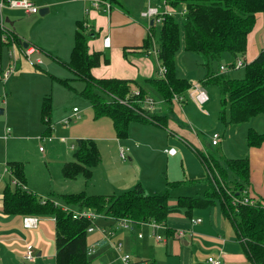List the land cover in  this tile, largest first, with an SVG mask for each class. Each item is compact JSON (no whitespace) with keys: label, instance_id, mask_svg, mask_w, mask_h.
Instances as JSON below:
<instances>
[{"label":"trees","instance_id":"trees-1","mask_svg":"<svg viewBox=\"0 0 264 264\" xmlns=\"http://www.w3.org/2000/svg\"><path fill=\"white\" fill-rule=\"evenodd\" d=\"M165 1L173 11L179 7H186L187 12L181 17L176 14L164 15L159 36V60L166 68L165 77L157 76L145 82L155 89L167 107H171L176 96L182 97L193 89L192 83L179 73L176 62L178 53L184 49L199 56L207 69L225 53L233 55L236 62L246 53L247 39L255 26L256 15L264 12V0ZM109 3L111 7L126 9L120 0H109ZM5 34H9L8 37L13 39L15 45L23 47L13 29L3 30L0 26V41ZM154 34L152 26L144 44L148 52L153 48ZM96 36L98 33L87 25L86 21H77L74 47L70 60L66 63L76 75V79L84 82L85 86L80 95L91 104L94 118H110L118 139L129 137V128L134 122L165 127L167 115L149 111L145 105V100L151 97L146 90L140 87L136 92L129 80L100 79L92 74L93 68L100 66L102 62L106 64L110 62L106 54L90 53L89 42ZM11 45L12 42L3 44L0 49V74L3 70L2 48ZM234 63L229 66L233 67ZM71 81L72 79L61 80L68 87L71 86ZM200 84L203 87L213 86L219 90L221 114L227 124L250 122L256 116L264 114V50L253 62L246 65L242 78H231L227 72L221 71L217 74H207L206 78L200 80ZM52 111V99L48 95L41 106V120L47 126L44 135L51 131ZM227 111L228 120L225 117ZM246 141L248 147H260L264 143V133L249 128ZM210 159L213 163L210 164L207 160L204 163L209 181L207 195L180 196L175 206L170 205L167 193L148 194L140 183L119 195H88L80 192L65 195L63 199L67 204L78 206L80 211L94 209L98 213L108 215L107 221L110 222L128 218L135 226L153 221L165 224L169 215L175 211H184L192 220L193 210L210 208L218 202L223 217L232 224L237 238L243 241V250L249 262L264 264V201L257 200L253 205L234 203V196L242 197L250 185L249 158H226L223 160L224 163L212 156ZM101 160V153L94 141L78 140L75 160L65 165L63 174L70 179L81 173L90 178L92 168ZM6 168L10 170L11 179L17 183L14 184L10 180L5 187L3 195L5 214L55 219L56 264H88L91 247L87 235L93 223L88 219L73 218L72 211H66L49 197L44 199L28 190L22 162L10 161ZM166 233L172 237L176 230L168 227ZM97 243L103 244L107 241L102 238Z\"/></svg>","mask_w":264,"mask_h":264},{"label":"rangeland","instance_id":"rangeland-1","mask_svg":"<svg viewBox=\"0 0 264 264\" xmlns=\"http://www.w3.org/2000/svg\"><path fill=\"white\" fill-rule=\"evenodd\" d=\"M134 1L138 2L141 8L140 11L147 9V0ZM80 3L83 4V0H80ZM38 5L36 3L39 10L44 8ZM152 5L158 7L155 1L152 2ZM73 8L70 4H56L45 15H41L38 12L36 17L32 19L33 21H26V24L33 32L34 30L38 31V42H41L40 44L48 45L52 42L50 39L55 35V38L60 37L63 41L68 39L70 46H73L76 29L75 21L77 20V17H72L71 15ZM160 11H164V6L160 7ZM183 11L184 8L179 7L175 11V14L181 17ZM10 12H12V15ZM3 13L5 19L11 18V16L15 17L16 15L18 16L16 20H24L25 18L23 17V10L14 12L5 8ZM84 15L86 16L85 12L82 13L80 19ZM12 20L13 18L10 19V21ZM162 24L156 23L153 26L155 32L154 39L158 47ZM6 26L13 29L8 21H6ZM46 31L48 32L46 33ZM11 48V46H5L2 49L3 69L9 63L8 52ZM12 49L16 52L17 67L4 84L0 81V91L4 88L7 100L5 113L0 116V134L4 132L6 122L9 126L13 127L14 132L9 136L8 141L4 142L0 140V143L10 149L12 154H18L21 151L25 152V175L31 178L32 181H35V188L37 190L33 191L36 195L44 199L49 197L56 204L69 210L75 211L79 208L76 205L67 204L63 199L65 195L80 192H85L88 195H119L131 190L138 183L143 184L147 189H153V191H148L149 194L162 195L167 193L170 204L176 203L180 196L204 197L209 190L208 173L204 164L205 160L210 164L213 163L212 159H210V156H212L221 163H224V159L234 156L231 154L228 144H235L237 148L239 144L246 140L249 127L257 123L255 122L257 120L254 119L252 121L253 124L247 127L246 123L227 124L221 114V94L219 92L214 95L215 100L211 104L212 109L210 110L213 116L207 122L209 125L208 130H203L204 147L197 148L194 145L192 146L181 136L168 131V128H160V138L157 144L154 145L155 147H151L152 149L139 147V150H148L151 161L150 165H152V168L149 171H145L142 168L143 163L137 162L133 157L134 148L132 144H123L122 148L130 149L127 157L133 158V163L128 158L125 161L121 159L119 148L118 152L114 150L115 153L113 151L110 152L108 147L99 148L98 141L104 140L102 136L110 140L115 139L113 122L110 118H105V120L103 118L107 126L104 125L97 131L94 121L98 120L94 119L90 103L80 95L84 83L71 81V86L68 87L61 82V80L70 79L74 75V72L66 65L67 61L65 59H54L37 48L39 52L33 56V59L37 55H40L44 59V64L37 67L29 64L27 57L18 45H13ZM61 49L66 50V46L64 45ZM48 51L52 50L48 49ZM230 76L232 75L230 74ZM235 76L242 78L243 71H238ZM43 94H48L52 99V123L59 122L63 117H71L74 107H77L81 111V118L79 120L72 118L69 129L62 131L60 135L66 137L75 136V139L80 140H92L97 144L103 160L100 163L107 164L99 172H95V169H97L96 167H100V163L93 167L90 178L81 173L75 178L70 179L66 178L63 174L65 165H63L62 161L64 158L75 160V150L71 149V145L74 142L66 141L67 143H59L57 139L49 140L48 137H45L43 141L37 140L43 128L40 121V104L44 96ZM225 117L227 120L229 119V111L226 112ZM258 119H264V114L258 115ZM149 127L153 129L155 126L151 125ZM138 129L143 128L141 125L133 123L129 128V137H132L131 131L135 132ZM215 133L221 136L218 140L219 145L217 146L212 145V136ZM55 134L59 136L56 132ZM133 136L134 138L132 139H136V136ZM140 138H143V136ZM100 144H103V142H100ZM135 144L133 145L135 146ZM194 147L197 151H200V155H203L202 157L195 151ZM170 149L176 151V154L172 157L164 153L165 150L168 151ZM221 153L224 155V159H222ZM4 167L5 163H0L1 172L4 170ZM107 171H109V174L115 175V178L108 180L104 189H100L104 193L94 194L93 192L96 191L94 186H101L102 178ZM129 182L130 184L131 182L133 183L127 187ZM117 186H122L124 190L118 192ZM154 191L156 193H153ZM193 211H196L195 213L202 211L201 216L206 220V224L210 221L212 222V220L216 223L226 221L221 213L218 202L210 208L195 209ZM103 221L107 220L101 219L97 222L99 225H102ZM167 222L175 229L179 228L176 217L168 218ZM186 222H189V218ZM110 224H104L106 226L102 225L106 230L114 231V235L107 243H97L103 238L100 231L94 230L93 232H88L87 241L89 247L95 245V252L88 255V264H124L121 257L125 254L131 256V264H195L198 259L194 252L204 250L203 241L197 244L192 243L190 247L183 245L181 255L176 256L171 247V242L165 248L163 247L165 244L157 242L153 236V238L149 237L152 229L147 224L141 226L134 225L133 230L119 227L117 222H111ZM139 234H142L144 238L139 239ZM157 235L161 236L162 239H166L163 230H158ZM120 244L124 246L121 252L116 249ZM47 264L50 263L48 262ZM51 264H54V261ZM201 264H208L207 260L202 261Z\"/></svg>","mask_w":264,"mask_h":264},{"label":"crops","instance_id":"crops-1","mask_svg":"<svg viewBox=\"0 0 264 264\" xmlns=\"http://www.w3.org/2000/svg\"><path fill=\"white\" fill-rule=\"evenodd\" d=\"M36 6L38 3L40 6L44 8H48L49 11L54 5H65L70 4L74 8L71 10L72 17H77L75 21V25L77 21H86L87 25L93 27L98 36L91 39L89 42L90 53L99 52L102 54H106L110 62L106 64L102 62L100 66L92 69V74L96 78L100 79H108V78H118L123 80L131 81L132 89H139L140 87L147 91L148 96L154 97L157 103L153 106H147L149 111H153L155 113H159L161 115H167V124L165 127H160L153 124H143L137 123L142 126L143 129H138V131H131V138L128 139H118L114 129L115 139L110 140L105 136L104 140H99V148L108 147L109 151H113L115 153L118 152L119 155L120 149L124 145L132 144L134 148L133 157L137 162L143 163L142 168L145 171H149L152 168L150 165L151 161L148 155L147 149H152L151 147H155L157 141L160 138V128H168V131H172L178 136H181L190 145H194L197 148L204 147L203 140V130H208V120L212 118L213 114L210 109H212L211 104L214 102V95L219 93V90L216 87L209 86L203 87L200 84V80L206 78L209 73H221V66L230 67L232 63L235 62V57L229 53H225L222 55L219 61H216L211 64L210 68L207 69L203 65L201 58L193 53L186 52L182 49L177 57L176 62L179 69V73L182 77L188 79L192 85L193 89L188 93L182 96V100H173L171 107H167L166 103L163 99L157 94L155 89L146 83L145 81L150 78H156L159 76V68L161 63L157 60L153 55H150L146 48H144L145 40L149 33V22L148 20L140 19L141 13L145 10L140 11V6L138 2L134 0H120L125 5L126 9H121L118 7H112L109 12H106L105 9L96 10L92 7L91 3L83 0V4L80 3V0H28ZM39 1V2H38ZM109 1V0H108ZM157 2L158 6H161L164 0H147V8L152 6V2ZM38 5V6H39ZM37 7V6H36ZM184 10L187 9L183 7ZM9 11H20L21 9H10ZM48 11V12H49ZM23 19L16 20L17 15L12 17L13 20L10 21V17L6 18L8 22H10L14 32L21 42V46H23V42L29 43L36 48H38L41 52L45 53L49 57H52L57 60L65 59L69 62L72 50L74 47L70 46L69 40L60 39V37L55 38V35L50 39L52 42L47 44H40L38 42V34L37 30L32 31V29L26 24V21L32 22L33 18L36 17V14H28L24 11ZM86 14L82 19H80L82 13ZM12 15V12H10ZM76 31V29H75ZM48 31H46L47 33ZM75 37V33H74ZM106 37L111 38V46L105 47L104 39ZM66 46V50H62L63 46ZM48 49L52 51H48ZM264 50V12L257 13L256 22L253 30L248 36L247 39V50L246 53L241 57L246 64L253 62L260 54V52ZM62 51V52H61ZM3 57V50H2ZM36 58H39L41 63L36 65L40 67L44 64V59L40 55H37ZM245 68V67H244ZM244 68H228L227 74H230L231 78H240L235 76L236 73L240 70L243 71L244 76ZM72 81H79L76 79V75L74 74L70 77ZM84 83V82H83ZM201 87L206 91L209 95V101L203 105V109L198 106L196 101L194 100L196 86ZM85 86V84H84ZM84 88V87H83ZM194 93V94H193ZM42 102L48 94H43ZM40 104V121L43 125L40 136L37 137V140L43 141L40 137H48L49 140L57 139L59 143H65L66 141L74 142L71 145V149L76 151L77 142L80 139H75V136L66 137L61 136L60 133L62 131H66L69 129L70 123L65 125L64 119L67 117H63L59 122L52 123V116L50 118V133L44 135L47 126H45L41 120V106ZM89 102V101H88ZM221 105V99H220ZM91 106V104H90ZM77 108L74 107L73 110ZM92 108V106H91ZM147 109V110H148ZM208 109V110H207ZM221 109V108H220ZM93 110V108H92ZM53 113V112H52ZM77 119L81 118V111L78 109ZM94 113V112H93ZM74 114L72 111L71 115ZM105 118L108 117H104ZM95 119V118H94ZM257 120L255 122L256 125H252L249 128L256 130L259 133H264V119H258V116L253 118L250 122L246 123V127L253 124V120ZM98 121H94L96 123L97 131L100 130L104 125L107 126L106 121L103 118L96 119ZM113 122V121H112ZM136 123V122H134ZM133 124V123H132ZM131 124V125H132ZM155 126L153 129H150L149 126ZM6 127H11L12 131L8 135L7 138L4 137ZM114 128V126H113ZM148 128V129H146ZM245 128L243 129L244 133ZM14 132L12 126H9L7 122L4 125V132L0 134V140L6 142L8 141L9 136ZM55 132L59 135L56 136ZM76 133V132H73ZM53 137H52V136ZM135 135L136 139L134 138ZM143 136V138H140ZM213 137V136H212ZM11 138V137H10ZM103 142V144H100ZM67 143V142H66ZM134 143L135 146L133 145ZM4 144V143H3ZM213 145V144H212ZM219 145V143L217 144ZM216 145V146H217ZM230 147V152L232 155L231 158H244L248 157L250 161V185L248 186L249 194L256 200L264 201V143L260 147H248L247 141H243L241 144L235 147V144H228ZM147 148L145 150H139V147ZM74 147V148H73ZM194 147V148H195ZM115 150V151H114ZM167 150V149H166ZM164 151L168 156H173L168 154L167 151ZM74 151V153H75ZM154 151V150H151ZM195 151H197L195 148ZM130 152V149L128 153ZM222 154V153H221ZM25 152L21 151L18 154H12L10 149L0 143V163H5L4 170L6 168V164L10 161L22 162L25 163L24 158ZM121 157V155H120ZM222 159H224V155L222 154ZM102 158V157H101ZM122 159V158H121ZM149 159V160H146ZM123 160V159H122ZM128 160L133 163V158L128 157ZM145 160V163H144ZM69 158H64L62 161L63 165H66L69 162H72ZM103 160H101L102 162ZM125 161V160H123ZM100 167H96L95 172H99L107 163H100ZM25 168V164H24ZM4 170L1 172L3 173ZM109 171L104 174L102 178V183L100 187H95L96 189L94 194H102L104 192L100 191V189H104L108 180L114 179L115 175L109 174ZM26 174V172H25ZM113 175V176H112ZM121 175V174H120ZM118 175V176H120ZM11 180V177L5 176L0 177V264H47L48 262L51 264L54 261L56 264V231H55V219L53 218H45V217H31V216H10L5 214L3 210V195L4 190ZM133 182H129L127 187L132 185ZM139 184V183H138ZM35 181H32L31 178L26 176V187L28 190L34 192L33 190H37L35 188ZM137 185V184H136ZM135 185V186H136ZM143 185V184H141ZM134 186V187H135ZM133 187V188H134ZM146 193L149 194L148 191H153V189H147L146 186L143 185ZM132 188V189H133ZM117 191H122L124 188L122 186H117ZM157 191V190H156ZM154 191L153 193H156ZM171 206H175L176 203L170 204ZM196 212V211H195ZM193 213V219H201V222L198 224H192L191 220L186 222L188 217L185 215L184 211H175L169 215V218L176 217L177 223L179 224V228L175 229L170 226L168 222L165 223L166 229L172 228L176 230V234L172 237H169L166 233V229H163L166 235V239L162 242L163 247L167 248L168 244L171 242V247L176 256H180L183 245L186 247H190L192 243L197 244L198 242L203 241V251L194 252L196 258L198 259L195 264H201L202 261L207 260L208 258L213 256L217 257L222 261L223 264H251L247 259L244 250H243V241L241 242L235 233V230L232 224L226 220L225 222L221 221V223H216L212 220L208 224H206V220L202 218L201 212ZM222 213V212H221ZM27 217L36 218L38 222L36 226L32 228H26L24 224V219ZM111 225V222L103 221L101 224ZM104 225V226H106ZM180 231H188L186 236L180 237ZM192 232L193 235L190 236ZM223 236H222V234ZM149 237H152V233L150 232ZM139 238V237H138ZM139 238V239H143ZM153 238V237H152ZM102 240V239H101ZM100 241V240H99ZM158 242V241H157ZM30 244L33 246L35 261H29L24 258L26 252V246ZM206 250V251H205ZM209 264V263H208Z\"/></svg>","mask_w":264,"mask_h":264},{"label":"built area","instance_id":"built-area-1","mask_svg":"<svg viewBox=\"0 0 264 264\" xmlns=\"http://www.w3.org/2000/svg\"><path fill=\"white\" fill-rule=\"evenodd\" d=\"M84 1L90 2L92 7L96 10L104 8L106 12H109L112 8L111 4L109 3L108 0H84ZM161 6H164L163 12L160 11ZM161 6H158V7L149 6L145 11H143L141 13V18L148 20V22H149V26H148L149 33H150V28L152 26H154L156 23H163L164 22V15L165 14H170V15L175 14V11H173L172 9H170L168 7L165 0ZM5 8L21 9V10L26 11L28 14H36L39 12L38 7H36L33 3L29 2L28 0H0V26L3 30L10 29L6 26V20L7 19H5V16L3 13ZM186 12H187V9H185L183 11V14ZM152 22H153V24H151ZM8 35L5 34L2 36V40L0 41V49H1L3 44L7 45L10 42H12V45H11L12 48H13V45H15L13 39H10L8 37ZM151 36H152V34H151ZM104 44H105V47H110L111 46V38L106 37L104 39ZM12 48L8 52L9 63L6 65V68L3 69L2 73L0 74V81L3 84L15 72L16 67H17L16 52ZM21 49H22V52L24 53V55L27 57V60H28L30 65L36 66V65L41 63L39 58L33 59V56L37 52H39V50L36 47L29 45L27 48L22 47ZM149 54L153 55L157 60H159V47L157 46V43L155 42L154 37H153V48H152V50L149 51ZM159 62H160V60H159ZM246 65H247L246 62L242 58H239L234 63L233 67L221 66V71L227 72L228 68L229 69L230 68H235V69L244 68V67H246ZM165 73H166V68L163 67L162 65H160L159 74H158L159 77L164 78ZM133 90L137 92V89H133ZM175 100H182V97L176 96ZM194 100L196 101L198 106L200 108H202V106L209 101V95L206 93V91L204 89H202L201 87H199L197 85L196 90H195ZM6 103H7L6 94H5L4 88H3V90L0 91V107L5 108ZM156 103H157V101L153 97H148L145 100V105L148 107L153 106ZM73 111H74V114L71 117L64 119L65 125H68L70 123V121L72 120V118L78 117L76 115L77 114L76 112H78V109L75 108ZM11 131H12L11 127H6L4 137L7 138L8 135L11 133ZM45 137H40V139H44ZM212 138H213L212 144L217 145L219 143L218 140L221 138V136L219 134L215 133ZM128 151H129V149H124V148L120 149V155H121V158L123 160H126L128 158L127 157ZM167 152H168V154L173 155V156L176 154V151L174 149H170ZM10 175H11V173H10V170L8 168H5L3 173L0 172V177H5V176L9 177ZM11 181L14 184L17 183L16 180L11 179ZM256 201L257 200L254 199L253 197H251V195L249 194V190L244 191L242 197H235L234 196V203H236V204L253 205ZM64 209L66 211L69 210L67 208H64ZM70 211H72V213H73V218H75V219H88V220H90V222L93 223V225L88 229L89 232H93L94 230H98L102 233L103 240H105L107 242H109L111 240L112 236L114 235V231H108L104 227H101L97 224L98 220H101V219L107 220L109 218L108 215L98 213L96 210L90 209V208L82 210V211H80V210H75V211L70 210ZM37 222H38V220L36 218L27 217L24 219V224H25L26 228H32V227L36 226ZM200 222H201V219H192L191 220L192 224H198ZM117 223L119 224V227L133 230L134 225L132 224L131 220L128 218H123V219L119 220ZM146 224L148 226H150V228L152 229V236L158 242L165 240V239H162L161 236L157 235L158 230L166 229L165 224L157 223L154 221L151 223H146ZM178 234L180 237H184V236H186L187 232L186 231H180ZM192 235H193V233L190 232V236H192ZM138 237L142 238L143 235L139 234ZM26 248L27 249H26L24 258L29 260V261H35L36 257L34 254L33 246L28 244L26 246ZM116 249H117V251L121 252L124 249V246L120 244L116 247ZM94 252H95V246H93L89 249V255L94 253ZM121 258H122V261L124 262V264H130L131 256L129 254L123 255ZM208 263L209 264H223L220 259H218L217 257H213V256L208 258Z\"/></svg>","mask_w":264,"mask_h":264},{"label":"water","instance_id":"water-1","mask_svg":"<svg viewBox=\"0 0 264 264\" xmlns=\"http://www.w3.org/2000/svg\"><path fill=\"white\" fill-rule=\"evenodd\" d=\"M48 11H49L48 8H41L39 10L41 15H45L46 13H48ZM6 21H8V20H6ZM151 24H153V22ZM22 44H23L24 48H27L29 46V43H27V42H23ZM4 113H5V108L0 107V116L3 115Z\"/></svg>","mask_w":264,"mask_h":264}]
</instances>
